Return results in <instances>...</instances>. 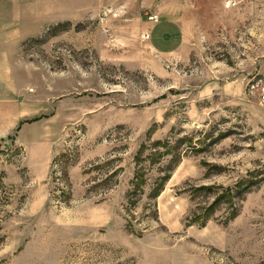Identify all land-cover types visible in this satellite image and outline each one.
<instances>
[{
	"label": "rangeland",
	"instance_id": "obj_1",
	"mask_svg": "<svg viewBox=\"0 0 264 264\" xmlns=\"http://www.w3.org/2000/svg\"><path fill=\"white\" fill-rule=\"evenodd\" d=\"M22 2L0 264H264V0Z\"/></svg>",
	"mask_w": 264,
	"mask_h": 264
},
{
	"label": "crops",
	"instance_id": "obj_2",
	"mask_svg": "<svg viewBox=\"0 0 264 264\" xmlns=\"http://www.w3.org/2000/svg\"><path fill=\"white\" fill-rule=\"evenodd\" d=\"M22 1L23 0H0V53L7 55L11 47H15L16 50H19L20 45L29 37L38 35V32L27 34V30L21 28V20L18 17L20 15L18 14L15 16L13 13L19 12V7L23 5ZM5 11H8V13H5ZM175 26H178V24L174 22L171 27L174 28ZM167 34L162 36L163 41L166 39L169 42H178L179 46L183 44L182 31L179 35L173 34V32H168Z\"/></svg>",
	"mask_w": 264,
	"mask_h": 264
},
{
	"label": "built area",
	"instance_id": "obj_3",
	"mask_svg": "<svg viewBox=\"0 0 264 264\" xmlns=\"http://www.w3.org/2000/svg\"><path fill=\"white\" fill-rule=\"evenodd\" d=\"M150 19L155 22H158L160 20L157 14L150 16ZM147 38H149V35L147 36Z\"/></svg>",
	"mask_w": 264,
	"mask_h": 264
}]
</instances>
